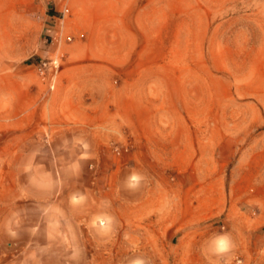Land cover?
Masks as SVG:
<instances>
[{"label": "rangeland", "instance_id": "obj_1", "mask_svg": "<svg viewBox=\"0 0 264 264\" xmlns=\"http://www.w3.org/2000/svg\"><path fill=\"white\" fill-rule=\"evenodd\" d=\"M148 3L144 36L119 41L130 47L121 67L136 79L112 92L121 118L97 135L78 123L0 133V264H175L178 236L221 234L234 245L244 208L264 234V0ZM48 6L0 0V66L21 62L51 83L62 67L112 62L70 59L71 37L37 57ZM224 203L171 228L189 206Z\"/></svg>", "mask_w": 264, "mask_h": 264}, {"label": "crops", "instance_id": "obj_2", "mask_svg": "<svg viewBox=\"0 0 264 264\" xmlns=\"http://www.w3.org/2000/svg\"><path fill=\"white\" fill-rule=\"evenodd\" d=\"M52 3L44 16L46 22L42 23L37 33V57L47 52L49 44L55 40L59 42L64 36H69L73 41L68 49L70 59L85 60L110 55L112 62L62 67L51 83L46 77L26 70L21 62L13 65L4 62L0 66V133L4 130L22 131L39 125L56 129L78 123L89 129L91 135H97V128L102 124L115 120L117 116L121 118L116 106L121 100L112 92L120 93L133 85L136 79L130 69L125 71L121 67L120 56L130 53V47L121 48L119 41L144 36L139 32L149 21L151 5L148 0H68L65 5L67 12L59 25L55 15L60 6L57 0H52ZM100 41H115V45L111 51L99 50L96 42ZM121 71L125 72L123 78ZM112 72L120 78L116 85L109 80ZM130 101L137 103L140 99L131 93ZM110 103L114 106L108 107ZM225 208V203L214 209L189 206L184 215L175 213L171 228L198 224L205 217L216 216ZM230 209H226V217H229ZM248 210H239L240 236L234 245L224 244L222 238L225 237L221 234L178 236L170 245V260L175 264H212L213 259L223 255L222 264H235L232 257H239L236 263L240 264H264V234L259 233L258 225L253 224L251 218H246Z\"/></svg>", "mask_w": 264, "mask_h": 264}, {"label": "built area", "instance_id": "obj_3", "mask_svg": "<svg viewBox=\"0 0 264 264\" xmlns=\"http://www.w3.org/2000/svg\"><path fill=\"white\" fill-rule=\"evenodd\" d=\"M68 0H61V2L59 3L60 9L58 10V13L55 15V21L57 22V24L61 25L62 21H63V17L64 14L67 12V7L65 6ZM65 40H69V36H64ZM43 65L45 63H42Z\"/></svg>", "mask_w": 264, "mask_h": 264}]
</instances>
